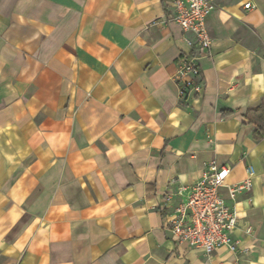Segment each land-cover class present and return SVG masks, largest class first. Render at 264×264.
I'll list each match as a JSON object with an SVG mask.
<instances>
[{
	"label": "crops",
	"instance_id": "crops-1",
	"mask_svg": "<svg viewBox=\"0 0 264 264\" xmlns=\"http://www.w3.org/2000/svg\"><path fill=\"white\" fill-rule=\"evenodd\" d=\"M210 1L207 55L169 0H0V264H264V122L243 117L264 98V0ZM193 53L197 101L173 80ZM211 162L227 185L254 171L226 200L235 252L170 230Z\"/></svg>",
	"mask_w": 264,
	"mask_h": 264
},
{
	"label": "built area",
	"instance_id": "built-area-1",
	"mask_svg": "<svg viewBox=\"0 0 264 264\" xmlns=\"http://www.w3.org/2000/svg\"><path fill=\"white\" fill-rule=\"evenodd\" d=\"M171 14L168 22L177 24L184 34L190 35V45L195 52L209 55L211 38L207 21L214 9L210 0H169ZM245 10L252 9L250 2L243 5ZM180 56L173 76L181 98L192 97L195 101L202 97L204 87L200 81V66L196 54ZM230 173L227 165L211 162L204 167L199 181L189 188H179L177 195L186 193V201L178 205L170 223V230L176 242L186 243L189 248L206 255L224 247L235 252L239 241H231L230 234L236 228L237 214L230 209L226 200L236 197L251 188L252 168H247L248 178L235 184H225ZM250 230H247V234Z\"/></svg>",
	"mask_w": 264,
	"mask_h": 264
},
{
	"label": "trees",
	"instance_id": "trees-1",
	"mask_svg": "<svg viewBox=\"0 0 264 264\" xmlns=\"http://www.w3.org/2000/svg\"><path fill=\"white\" fill-rule=\"evenodd\" d=\"M230 114V112H223L222 117ZM244 119H246L249 123L258 124L264 122V98L261 100L260 104L247 109L243 114ZM264 137V132L256 128L253 133L254 140H260Z\"/></svg>",
	"mask_w": 264,
	"mask_h": 264
}]
</instances>
